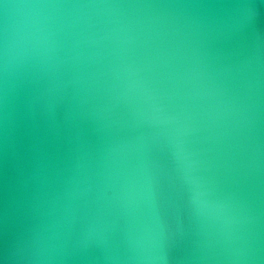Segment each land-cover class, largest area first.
Segmentation results:
<instances>
[{"label": "water", "instance_id": "water-1", "mask_svg": "<svg viewBox=\"0 0 264 264\" xmlns=\"http://www.w3.org/2000/svg\"><path fill=\"white\" fill-rule=\"evenodd\" d=\"M0 264H264V0H0Z\"/></svg>", "mask_w": 264, "mask_h": 264}]
</instances>
